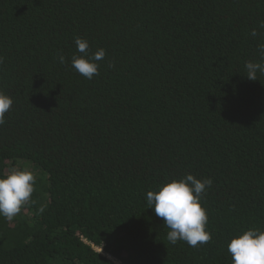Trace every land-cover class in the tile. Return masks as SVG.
Segmentation results:
<instances>
[{
    "label": "trees",
    "instance_id": "1",
    "mask_svg": "<svg viewBox=\"0 0 264 264\" xmlns=\"http://www.w3.org/2000/svg\"><path fill=\"white\" fill-rule=\"evenodd\" d=\"M261 21L264 0H0V177L39 171L0 216V264H232L230 241L264 230V75L245 69ZM76 37L106 50L90 80ZM188 174L213 181L197 247L146 201Z\"/></svg>",
    "mask_w": 264,
    "mask_h": 264
},
{
    "label": "clouds",
    "instance_id": "2",
    "mask_svg": "<svg viewBox=\"0 0 264 264\" xmlns=\"http://www.w3.org/2000/svg\"><path fill=\"white\" fill-rule=\"evenodd\" d=\"M259 29H264V21L259 23L258 28L254 27L250 35L253 38L264 35ZM74 43L79 55L71 57L72 68L89 80L99 75V61L105 58L106 50L101 48L90 53L89 42L81 37H76ZM257 51L260 60L245 63L246 77L252 81L258 80V74L264 75V43L257 45ZM57 59L61 64L67 63L64 55H59ZM3 62L4 57L0 56V64ZM13 104V98L0 90V126L6 123L5 115ZM35 184L34 172L27 169L12 170L0 177V216L13 220L31 201ZM212 184V179L200 180L188 174L160 186L158 191L146 194L149 208L154 209L155 215L162 218L164 225L170 229L167 240L171 244L184 241L190 247H197L212 239V234L207 231V209L202 206V197ZM228 252L232 264H264V230L251 228L234 237L228 244Z\"/></svg>",
    "mask_w": 264,
    "mask_h": 264
},
{
    "label": "rangeland",
    "instance_id": "3",
    "mask_svg": "<svg viewBox=\"0 0 264 264\" xmlns=\"http://www.w3.org/2000/svg\"><path fill=\"white\" fill-rule=\"evenodd\" d=\"M21 164H25V165H27V167H26V169L27 170H31V171H33L34 172V174H35V176L36 177H38V173H39V171H38V169H36L34 166H32L31 165V168H29V165H30V163H28V162H19L18 163V166H16V168H14L13 170H18V169H20L21 167H20V165ZM11 172V171H10Z\"/></svg>",
    "mask_w": 264,
    "mask_h": 264
},
{
    "label": "built area",
    "instance_id": "4",
    "mask_svg": "<svg viewBox=\"0 0 264 264\" xmlns=\"http://www.w3.org/2000/svg\"><path fill=\"white\" fill-rule=\"evenodd\" d=\"M91 247H92L95 251L99 252L100 254H102V255H104V256H107V255L104 253V251H103L102 248H100V247H96V246H94V245H92V244H91ZM108 258H110V257H108ZM115 263H116V264H120V263H117V262H115Z\"/></svg>",
    "mask_w": 264,
    "mask_h": 264
}]
</instances>
